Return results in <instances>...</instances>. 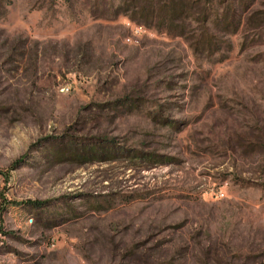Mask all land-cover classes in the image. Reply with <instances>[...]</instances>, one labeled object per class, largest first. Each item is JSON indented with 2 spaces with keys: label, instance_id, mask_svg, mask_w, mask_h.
Masks as SVG:
<instances>
[{
  "label": "rangeland",
  "instance_id": "374dc122",
  "mask_svg": "<svg viewBox=\"0 0 264 264\" xmlns=\"http://www.w3.org/2000/svg\"><path fill=\"white\" fill-rule=\"evenodd\" d=\"M0 264H264V0H0Z\"/></svg>",
  "mask_w": 264,
  "mask_h": 264
},
{
  "label": "built area",
  "instance_id": "2783aa9c",
  "mask_svg": "<svg viewBox=\"0 0 264 264\" xmlns=\"http://www.w3.org/2000/svg\"><path fill=\"white\" fill-rule=\"evenodd\" d=\"M126 24H127V26L131 27L133 31L142 32L139 27H135V26L131 25L130 22H127ZM70 89H71V85H64L63 87H61L62 92H64V91L68 92Z\"/></svg>",
  "mask_w": 264,
  "mask_h": 264
}]
</instances>
